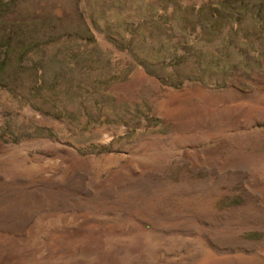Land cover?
Here are the masks:
<instances>
[{"label":"rangeland","instance_id":"rangeland-1","mask_svg":"<svg viewBox=\"0 0 264 264\" xmlns=\"http://www.w3.org/2000/svg\"><path fill=\"white\" fill-rule=\"evenodd\" d=\"M0 264H264V0H0Z\"/></svg>","mask_w":264,"mask_h":264}]
</instances>
